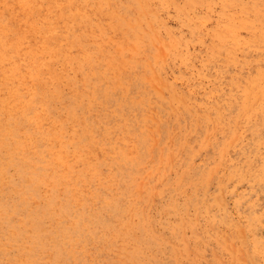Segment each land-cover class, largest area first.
<instances>
[{
    "label": "rangeland",
    "instance_id": "374dc122",
    "mask_svg": "<svg viewBox=\"0 0 264 264\" xmlns=\"http://www.w3.org/2000/svg\"><path fill=\"white\" fill-rule=\"evenodd\" d=\"M0 264H264V0H0Z\"/></svg>",
    "mask_w": 264,
    "mask_h": 264
},
{
    "label": "bare ground",
    "instance_id": "6f19581e",
    "mask_svg": "<svg viewBox=\"0 0 264 264\" xmlns=\"http://www.w3.org/2000/svg\"><path fill=\"white\" fill-rule=\"evenodd\" d=\"M65 3V2H64ZM58 4H60V3H58ZM61 5H63V3L61 4ZM61 5H59V6H61ZM29 6V5H28ZM27 7V6H26ZM96 7V6H95ZM25 8V7H24ZM78 8V7H77ZM59 10V9H58ZM106 10V9H105ZM28 11V10H27ZM44 11V10H43ZM44 14V13H43ZM40 15V14H39ZM45 15H46V13H45ZM61 18V17H60ZM57 19V18H56ZM129 19V18H128ZM27 20V19H26ZM59 20H61V19H59ZM66 20V19H65ZM34 22V21H33ZM60 22V21H59ZM58 22V23H59ZM63 22V21H62ZM72 22V21H71ZM51 24V23H50ZM64 26V25H63ZM11 30V29H10ZM69 30V29H68ZM68 30H66V31H68ZM17 32H18V30H17ZM53 32V31H52ZM55 32V31H54ZM12 33V32H11ZM24 33V32H23ZM8 34V33H7ZM25 34V33H24ZM65 34H67V33H65ZM34 35V34H33ZM64 35V34H63ZM68 35V34H67ZM41 36V35H40ZM39 36V37H40ZM76 36V35H75ZM78 36V35H77ZM7 38V37H6ZM10 38V37H9ZM66 38V37H65ZM67 38H68V36H67ZM65 40H68V39H65ZM71 40H72V38H71ZM22 41V40H21ZM45 41V40H44ZM13 42V41H12ZM75 42V41H74ZM41 43V42H40ZM43 43V42H42ZM73 43V42H72ZM72 43H70V44H72ZM76 43V42H75ZM5 44V43H4ZM44 44V43H43ZM22 45V44H21ZM45 45V44H44ZM73 45H75V44H73ZM3 46V45H2ZM72 46V45H71ZM8 47V46H7ZM30 47V46H29ZM73 47V46H72ZM71 47V48H72ZM77 47H79L78 46V44H77ZM49 48V47H48ZM47 48V49H48ZM51 48V47H50ZM80 48V47H79ZM52 49V48H51ZM7 50V49H6ZM77 51V50H76ZM22 52V51H21ZM17 53V52H16ZM63 53H65V52H63ZM14 54V53H13ZM28 53H26V55H27ZM32 56V55H31ZM57 56V55H56ZM63 56V55H62ZM87 56V55H86ZM28 57V56H27ZM44 57V56H43ZM23 58V57H22ZM78 58V57H77ZM3 59V58H2ZM1 59V60H2ZM6 59V58H5ZM36 59V58H35ZM38 59V58H37ZM20 60H22V59H20ZM28 60V59H27ZM3 61V60H2ZM23 61V60H22ZM79 61V60H78ZM13 62V61H12ZM20 62V61H19ZM77 62V61H76ZM71 63V62H70ZM40 64V63H39ZM25 67V66H24ZM34 67V66H33ZM31 68H32V65H31ZM34 69H36V68H34ZM39 70V69H38ZM10 72H12L11 70H10ZM33 72H34V70H33ZM35 72H38L37 70L35 71ZM34 72V73H35ZM34 75V74H33ZM37 75V74H36ZM41 75V74H40ZM43 76V75H42ZM12 77V76H11ZM15 77H16V75H15ZM43 78V77H42ZM15 79V78H14ZM33 79H34V77H33ZM36 79H40V76L38 77L37 76V78ZM35 80V79H34ZM36 81V80H35ZM39 81V80H38ZM37 81V82H38ZM44 82V81H43ZM91 82V81H90ZM36 83V82H35ZM15 84V83H14ZM72 84H74V83H72ZM20 85V84H19ZM75 86V85H74ZM77 86V85H76ZM94 87V85L92 86V88ZM9 90V89H8ZM76 90V89H75ZM59 93H60V91H59ZM15 95V94H14ZM91 95V94H90ZM97 95V94H96ZM96 95H94V96H96ZM49 96V95H48ZM48 96H46V97H48ZM85 96V95H84ZM92 96V95H91ZM33 97V96H32ZM44 97V96H43ZM113 97V96H112ZM24 98V97H23ZM81 98V97H80ZM79 100V99H78ZM44 101V100H43ZM8 102V101H7ZM29 102V101H28ZM70 102V101H69ZM76 102V101H75ZM9 103V102H8ZM30 103V102H29ZM47 103V102H46ZM28 104V103H27ZM34 104V103H33ZM40 104H43L42 102L40 103ZM63 104V103H62ZM71 104V103H70ZM80 104V103H79ZM140 104V103H139ZM5 105V104H4ZM35 105V104H34ZM10 106V105H9ZM41 106V105H40ZM39 106V107H40ZM45 106V105H44ZM72 106V105H71ZM83 106V105H82ZM81 106V107H82ZM86 106H87V104H86ZM91 106V105H90ZM31 107V106H30ZM66 107H68V106H66ZM73 107V106H72ZM36 108H37V106H36ZM41 108V107H40ZM70 109H71V107H70ZM70 109H68V110H70ZM76 109H78L79 110V108L77 107ZM81 109V108H80ZM93 109V108H92ZM111 109H113V108H111ZM74 110H75V107H74ZM82 110V109H81ZM84 110V109H83ZM87 110H88V108H87ZM38 111V110H37ZM72 111H73V109H72ZM102 111V110H101ZM10 112V111H9ZM36 112V111H35ZM39 112V111H38ZM38 112H36L37 114H38ZM43 112V111H42ZM65 112H67L66 110H65ZM76 112V111H75ZM81 113V112H80ZM96 113V112H95ZM115 113V112H114ZM41 114V113H40ZM68 114V113H67ZM77 114H78V112H77ZM88 114H89V112H88ZM31 115V114H30ZM33 115V114H32ZM32 115L31 116H29V118L31 119L32 118ZM71 115V114H70ZM87 115V114H86ZM118 115V114H117ZM23 116V115H22ZM25 116H26V114H25ZM44 116H45V113H44ZM74 116H76V115H74ZM36 117V116H35ZM35 117H34V120H35ZM39 117H40V115H39ZM67 117H68V115H67ZM70 117V116H69ZM77 117V116H76ZM84 118V117H83ZM86 118V117H85ZM98 118V117H97ZM6 119V118H5ZM28 119V118H27ZM26 119V120H27ZM81 119V118H80ZM29 120V119H28ZM32 120V119H31ZM37 120H39V119H37ZM79 120V119H78ZM86 119H84V121H85ZM88 120V119H87ZM104 120V119H103ZM30 121V120H29ZM89 121V120H88ZM35 123V122H34ZM85 124V123H84ZM37 125H38V123H37ZM96 126H97V124H95ZM86 126V125H85ZM92 126V125H91ZM110 126V125H109ZM108 126V127H109ZM33 127V126H32ZM107 127V126H106ZM91 128V127H90ZM52 129V128H51ZM92 129V128H91ZM94 129V128H93ZM33 130V129H32ZM106 130V129H105ZM109 130V129H108ZM107 130V131H108ZM111 130V129H110ZM140 130H141V128H140ZM34 131V130H33ZM87 132L86 133H88V130H86ZM90 131V130H89ZM92 131V130H91ZM90 131V132H91ZM48 132H49V130H48ZM105 133V132H104ZM46 134H48V133H46ZM83 134V133H82ZM90 134V133H89ZM92 134V133H91ZM102 134V133H101ZM99 135V134H98ZM44 136V135H43ZM48 136V135H47ZM96 136V135H95ZM95 136H93L94 138H95ZM106 136H107V134H106ZM3 137V136H2ZM15 137V136H14ZM46 138V137H45ZM50 138V137H49ZM48 138V139H49ZM97 138H98V136H97ZM100 138H102V137H100ZM26 139V138H25ZM24 139V140H25ZM97 140V139H96ZM106 140V139H105ZM16 141H18V140H16ZM15 141V142H16ZM49 141V140H48ZM110 141H111V139H110ZM103 142V141H102ZM18 143V142H17ZM48 143V142H47ZM231 143V142H230ZM50 144V143H49ZM18 145V144H17ZM20 145V144H19ZM51 145V144H50ZM98 145V144H97ZM103 145V144H102ZM101 145V146H102ZM106 145H107V147H108V144H105V147H106ZM111 145V144H110ZM100 146V145H99ZM35 147V146H34ZM103 147V146H102ZM49 149V148H48ZM51 149H54V148H51ZM102 150V149H101ZM104 151H105V149H103ZM35 151V150H34ZM90 152H92V151H90ZM96 152V151H95ZM47 154H49L48 152H47ZM70 154V153H69ZM108 154V153H107ZM110 154V153H109ZM113 154V153H112ZM116 153H114V155H115ZM19 155V154H18ZM72 155V154H71ZM113 155V156H114ZM41 156H43V154H41ZM73 156V155H72ZM40 157V156H39ZM119 157H120V155H119ZM104 158V160H105V157H103ZM109 158V157H108ZM117 158V157H116ZM63 159V158H62ZM115 159V158H114ZM50 160H51V158H50ZM98 160V159H97ZM52 161H53V159H52ZM90 161V160H89ZM111 161H113V160H111ZM110 161V163H113V162H111ZM119 161H120V158H119ZM34 162V161H33ZM55 162V161H54ZM65 162H66V160H65ZM91 162V161H90ZM90 162H89V164H90ZM95 162V161H94ZM121 162V161H120ZM50 163V162H49ZM88 163V162H87ZM52 164V163H51ZM58 164V163H57ZM92 164V163H91ZM70 165V164H69ZM68 165V166H69ZM72 165V164H71ZM81 165H83L84 167V171H85V165H84V163L83 164H81ZM95 165H96V163H95ZM48 166H49V164H48ZM65 166V165H64ZM74 166V165H73ZM87 166V165H86ZM112 166V165H111ZM70 167V166H69ZM78 167V166H77ZM90 167H91V165H90ZM95 167V166H94ZM113 167V166H112ZM52 168H54L53 166H52ZM59 168V167H58ZM58 168H56V170L58 169ZM60 168H61V166H60ZM81 168H82V166H81ZM108 168V167H107ZM65 169V168H64ZM69 169V168H68ZM72 169V168H71ZM77 169V168H76ZM87 169V168H86ZM88 169H90L89 167H88ZM113 169V168H112ZM118 169V168H117ZM129 169V168H128ZM127 169V170H128ZM54 170V169H53ZM55 170V171H56ZM70 170V169H69ZM93 170V169H92ZM132 170V169H131ZM64 171H66V169L64 170ZM81 171V170H80ZM68 172V171H67ZM71 172V171H70ZM70 172H68V173H70ZM79 172V171H78ZM82 172V171H81ZM86 172V171H85ZM95 173L97 172L96 170L94 171ZM98 172H99V170H98ZM54 173V172H53ZM56 173V172H55ZM58 173V172H57ZM57 173H56V175H57ZM63 173V172H62ZM77 173V172H76ZM83 173V172H82ZM93 173V172H92ZM92 173H90V174H92ZM115 173H118L117 171L115 172ZM51 174H52V172H51ZM80 174V173H79ZM100 174V173H99ZM64 175V174H63ZM62 175V176H63ZM94 175V174H93ZM98 175V174H97ZM117 175V174H116ZM53 176V175H52ZM70 176V175H69ZM115 176V175H114ZM114 176H113V178H114ZM83 176L81 175V178H82ZM93 177H97V176H93ZM74 178V177H73ZM77 178V177H76ZM89 178V177H88ZM95 178L93 179V180H95ZM68 179V178H67ZM59 180V179H58ZM68 180H70V179H68ZM85 180V179H84ZM83 180V181H84ZM88 180V179H87ZM80 181V180H79ZM90 181H91V179H90ZM58 182V181H57ZM56 182V183H57ZM67 182V181H66ZM82 182V181H81ZM59 183V182H58ZM83 183V182H82ZM90 182H88V183H85V184H89ZM64 184H65V182H64ZM66 185V184H65ZM95 186V185H94ZM104 186H106V185H104ZM88 187V186H87ZM93 187V186H92ZM86 188V187H85ZM119 190L118 191H120V188H118ZM87 190V189H86ZM96 190V189H95ZM94 190V191H95ZM98 190V189H97ZM88 191H90L89 189H88ZM83 192V191H82ZM91 193H93V192H91ZM86 195V194H85ZM92 195H94V194H92ZM97 195V194H96ZM118 196H120V194L118 195ZM98 198V196L96 197V199ZM101 198V197H100ZM100 198H98V199H100ZM87 199V198H86ZM95 199V198H94ZM97 199V200H98ZM91 202H93V201H91ZM97 202V201H96ZM90 203V202H89ZM89 205V204H88ZM86 206V205H85ZM89 208H90V205H89ZM88 209V208H87ZM81 213H84V211L83 212H81ZM179 218V217H178ZM88 225V224H87ZM193 233V232H192ZM195 234V233H194ZM194 238V237H193ZM194 240V239H193Z\"/></svg>",
    "mask_w": 264,
    "mask_h": 264
}]
</instances>
